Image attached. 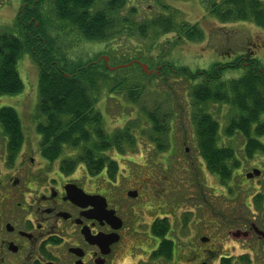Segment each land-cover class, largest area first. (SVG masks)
<instances>
[{"label":"flooded vegetation","instance_id":"flooded-vegetation-1","mask_svg":"<svg viewBox=\"0 0 264 264\" xmlns=\"http://www.w3.org/2000/svg\"><path fill=\"white\" fill-rule=\"evenodd\" d=\"M222 127L216 147L236 145L229 179L207 166L196 129L198 155L182 150L187 132L170 130L159 162L118 154L126 162L96 176L65 174L24 146L9 163L5 143L0 264H264V153L246 155L243 134Z\"/></svg>","mask_w":264,"mask_h":264},{"label":"trees","instance_id":"trees-1","mask_svg":"<svg viewBox=\"0 0 264 264\" xmlns=\"http://www.w3.org/2000/svg\"><path fill=\"white\" fill-rule=\"evenodd\" d=\"M47 0H23L16 25L19 35L0 33V96L17 95L25 88L18 71V62L24 54H30L39 69V102L37 104L36 130L41 136V157L51 163H60V170L71 174L81 166L89 176H96L109 169L115 172L117 161L106 154L116 151L124 154L135 151L136 137L130 127L108 133L104 128L103 114L96 104L100 88L110 80L111 71L104 60L82 62L68 59L56 51L57 42L43 30V5ZM56 17L72 24L87 41H104L117 27L118 15L126 0H107L103 8L93 9L100 0H53ZM211 13L221 22H252L264 27V3L261 0H206ZM166 12L143 24V34L149 29L161 30L164 34L174 31L176 22L168 6ZM134 12V9L131 10ZM121 19L120 23L127 22ZM186 35L197 38L201 35L197 25L188 28ZM116 34V33H115ZM105 66V71L100 67ZM145 78L165 75L185 78L197 82L193 86L195 126L199 135L200 154L209 169L222 178L229 179L237 166L236 150L232 146L218 149L215 145L218 121L209 112L211 104L227 105L235 111L225 128V134L232 137L236 132L244 136L246 155L259 151L264 153V68L261 62L249 56L240 55L230 62L218 61L208 69L192 71L165 62L152 75H147L136 65ZM152 70V68H150ZM229 71H240L241 76L227 78ZM119 82L113 91L122 88ZM131 87L129 96L134 102L140 90ZM153 125L147 134L148 141L159 153L166 152L169 121L166 116L149 115ZM0 126L7 138V159L13 163L25 143V133L20 116L12 107L0 108ZM200 133V134H199ZM167 142V143H166ZM66 150L74 151L72 158H63ZM132 151V152H133ZM136 152V151H135Z\"/></svg>","mask_w":264,"mask_h":264},{"label":"rangeland","instance_id":"rangeland-1","mask_svg":"<svg viewBox=\"0 0 264 264\" xmlns=\"http://www.w3.org/2000/svg\"><path fill=\"white\" fill-rule=\"evenodd\" d=\"M106 1H98L93 9L103 8ZM261 1L264 3V0ZM205 2L207 1L126 0L124 8L118 15L117 27L111 32V36L104 41L92 42L85 40L72 24L60 21L54 12V1L47 0L42 9L43 30L57 42L56 51L75 61L91 62L108 57L112 67L130 62L143 63L156 70L158 75L157 70L165 62L196 71L208 69L218 61L230 62L237 56L248 54L258 59L264 68V27H258L252 22H221L211 13ZM22 5L23 0H0V33L19 35L16 21ZM165 6L170 8L167 11L172 12L176 22L174 31L164 34L161 30L149 29L143 34L140 30L143 24L162 14H168ZM132 9L134 12H131ZM121 19L128 21L120 23ZM193 25H197L201 32L197 38H189L185 32ZM136 65L140 67L139 64ZM136 65L125 72V69H120L108 74L110 80L101 86L100 93L96 95L98 98L96 107L103 114L106 131L114 134L130 127L137 138L134 150L138 152L140 150L143 154L141 160L138 156H135V160L144 164L159 162L161 154L147 138V134L153 131L149 115H165L166 119L170 120L169 130L187 132L188 142L182 145V150L189 147L192 155H198V150L191 144L193 131L196 129L191 93L193 86L199 81L190 82L173 75L167 78L165 75L145 78ZM100 69L106 70L104 65ZM18 71L25 88L17 95L0 96V108L16 109L25 133L23 150L28 155L44 161L40 154L41 136L36 130L39 69L30 54H24L19 60ZM240 74V71H229L225 77L233 78ZM119 82L123 85L121 90L117 89L112 93L110 90ZM131 87L134 89L138 87L140 90L136 102L129 96L128 90ZM209 112L223 125L222 129L226 128L230 118L235 115L234 109L230 106L219 104H211ZM184 140L175 138V147L178 149ZM232 141L228 139V146H236ZM261 141L264 142V138H261ZM5 143L7 145V138L0 126V156ZM132 151L129 150L121 156L132 158L135 152ZM75 154L74 151L66 150L62 157L72 158ZM106 154L120 164L126 162L123 158L120 159L116 151H108ZM175 158L173 156L171 160ZM7 168L0 157V176L7 173ZM136 168L141 169L140 166ZM78 171L86 175L84 166Z\"/></svg>","mask_w":264,"mask_h":264},{"label":"water","instance_id":"water-1","mask_svg":"<svg viewBox=\"0 0 264 264\" xmlns=\"http://www.w3.org/2000/svg\"><path fill=\"white\" fill-rule=\"evenodd\" d=\"M104 59H105V62L107 64L108 69L111 70V71H116V70H118L120 68H124V67H130L134 63H136V62H130L127 65H120V66L111 67L109 65V58L108 57H104ZM138 64L140 65L141 69L144 71L145 74H147V75H151L152 74V71L149 70V66L147 64H143V63H138ZM259 173H260V171L255 170L252 175H255V174L258 175Z\"/></svg>","mask_w":264,"mask_h":264}]
</instances>
